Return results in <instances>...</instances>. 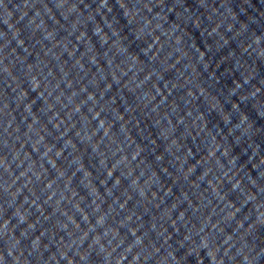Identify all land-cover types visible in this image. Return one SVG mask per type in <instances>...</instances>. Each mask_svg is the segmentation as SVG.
Returning <instances> with one entry per match:
<instances>
[{
    "label": "water",
    "instance_id": "1",
    "mask_svg": "<svg viewBox=\"0 0 264 264\" xmlns=\"http://www.w3.org/2000/svg\"><path fill=\"white\" fill-rule=\"evenodd\" d=\"M0 264H264V0H0Z\"/></svg>",
    "mask_w": 264,
    "mask_h": 264
}]
</instances>
